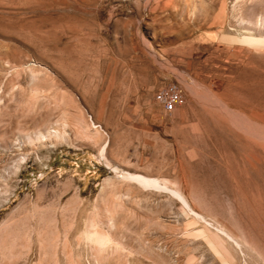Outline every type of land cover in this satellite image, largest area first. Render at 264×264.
Wrapping results in <instances>:
<instances>
[{
	"label": "rangeland",
	"instance_id": "1",
	"mask_svg": "<svg viewBox=\"0 0 264 264\" xmlns=\"http://www.w3.org/2000/svg\"><path fill=\"white\" fill-rule=\"evenodd\" d=\"M0 264H264V0H0Z\"/></svg>",
	"mask_w": 264,
	"mask_h": 264
},
{
	"label": "built area",
	"instance_id": "2",
	"mask_svg": "<svg viewBox=\"0 0 264 264\" xmlns=\"http://www.w3.org/2000/svg\"><path fill=\"white\" fill-rule=\"evenodd\" d=\"M155 98L166 112H171L182 102V92L177 82L168 81L157 87Z\"/></svg>",
	"mask_w": 264,
	"mask_h": 264
},
{
	"label": "bare ground",
	"instance_id": "3",
	"mask_svg": "<svg viewBox=\"0 0 264 264\" xmlns=\"http://www.w3.org/2000/svg\"><path fill=\"white\" fill-rule=\"evenodd\" d=\"M243 42H252L254 39L253 38H250V37H245V38H242L241 39ZM106 146V145H105ZM105 146L103 147L102 149V155L104 156V149H105ZM108 165H110V163L108 162ZM113 166V165H112ZM132 178L136 179L138 182H151V181H155V180H152V178H148L147 176L143 175V174H137V175H131ZM158 181V180H157Z\"/></svg>",
	"mask_w": 264,
	"mask_h": 264
}]
</instances>
